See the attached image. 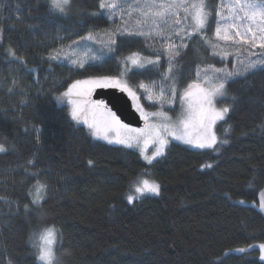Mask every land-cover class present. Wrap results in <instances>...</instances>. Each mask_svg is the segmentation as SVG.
I'll return each instance as SVG.
<instances>
[{
    "label": "trees",
    "instance_id": "1",
    "mask_svg": "<svg viewBox=\"0 0 264 264\" xmlns=\"http://www.w3.org/2000/svg\"><path fill=\"white\" fill-rule=\"evenodd\" d=\"M98 2L73 0L60 16L49 13L48 0H0V143L15 145L0 153V264H37L29 239L37 226L57 230L56 264H220L217 257L222 264H264L257 248L225 255L264 242V213L252 204L264 188V66L227 84L236 101L227 123L217 122L218 138L228 140L219 151L172 141L149 165L135 149L95 140L57 101L74 80L118 72L110 53L85 69L49 58L91 27H111L105 17L89 15ZM214 30L215 23L209 35ZM186 40L189 47L175 60L180 90L196 78L198 65L218 62L198 37ZM145 43L158 48L164 41L137 37L121 51L127 56ZM140 71L134 87L160 81L155 72ZM208 163L213 166L202 167ZM37 169L41 177L32 176ZM145 170L160 193L129 203L132 182ZM36 179L50 185L40 209L28 194Z\"/></svg>",
    "mask_w": 264,
    "mask_h": 264
},
{
    "label": "snow or ice",
    "instance_id": "2",
    "mask_svg": "<svg viewBox=\"0 0 264 264\" xmlns=\"http://www.w3.org/2000/svg\"><path fill=\"white\" fill-rule=\"evenodd\" d=\"M72 3L73 0H48L49 13L66 16L71 11ZM89 15L105 17L113 23L119 17L122 24L111 31L93 26L85 36L68 45L70 51L65 52L62 47L50 55V60L66 58L78 69H85L86 64L88 67L97 66L88 63L89 61L101 60L105 53H110L112 56L109 58L117 61L118 72L116 75H91L86 79L74 80L67 86V90L57 97V101L67 99L73 121L78 125H86L92 137L103 139L109 144L138 148L149 165L157 157L164 155L172 139L214 152L219 151L220 145L228 143L226 139L220 140L215 130L217 122L227 123V117L236 101L227 84L239 75L264 66V0H220L216 5H213L212 0H99L97 11ZM213 23L215 39L209 35ZM137 37L144 38L145 42L161 38L164 43L159 48L145 43L140 50L130 51L125 56L121 49L129 48ZM177 37L179 44L175 43ZM185 37L189 40L198 37L203 45L212 49V56L223 59L235 54L240 67L230 71L217 68L214 64H207L203 68L198 65L196 78L187 82L182 90L178 89L177 85L183 80V74H177L179 69L175 68V60L180 56L179 49L189 47ZM88 41H94L100 46V55H96L92 48H88L83 55H77V49L86 46L85 42ZM220 41L233 48L234 53L222 46ZM145 47L152 49L151 56L142 55ZM253 49L256 51H252ZM118 52L120 55H116ZM245 53L247 59H240ZM9 55L24 63L23 57L16 56L15 50L10 49ZM162 57H167L166 68ZM146 65L150 67L146 68ZM140 70L149 74L155 72L160 76V81H152L150 84L141 81L133 87L134 78L142 74ZM98 88H118L126 92L145 121L144 127H132L124 123L104 100L92 99V93ZM139 90L143 91L138 94ZM142 96L153 101L150 107L158 103L160 110L147 112L140 103ZM177 99L180 101L181 111L173 119L163 108L166 104H174ZM229 100L232 104L226 103ZM150 117L156 122L150 120ZM261 128L264 130V124ZM149 144L153 146L151 155L148 154ZM9 148L14 149L15 145H9ZM9 148L0 143V153ZM93 163L92 160L88 161L89 165ZM27 164L35 167L31 159ZM212 166L208 163L202 167ZM25 171L28 173L30 169L25 167ZM147 174L145 170L142 175ZM42 175L40 169L32 173L33 177ZM253 182L258 184L259 179L253 177ZM132 183L134 194L126 197L129 203L145 193H160L161 185L155 180L138 178ZM49 189L50 185L46 181L36 179L35 185L28 189V194L32 196L31 205L36 209L42 208L40 202L47 199ZM258 206L264 210V192L261 193ZM24 208L25 211L31 210L27 204ZM29 239L37 264H56L60 259L55 247L57 230L54 227L37 226L33 228ZM255 247L249 244L247 247L230 249L225 255L233 251L246 253ZM258 247L260 259L264 260V243H260ZM216 259L222 264L220 257Z\"/></svg>",
    "mask_w": 264,
    "mask_h": 264
},
{
    "label": "rangeland",
    "instance_id": "3",
    "mask_svg": "<svg viewBox=\"0 0 264 264\" xmlns=\"http://www.w3.org/2000/svg\"><path fill=\"white\" fill-rule=\"evenodd\" d=\"M181 15H182V13H181ZM111 23H112L111 27L107 28V30H109V31L114 30L115 27H116L117 25L122 24V21L120 20L119 17H117V18H115V23H113V22H111ZM212 38L215 39L214 34H213ZM186 39H188V38L185 37V42L188 43V41H187ZM175 43H177V44L180 43L179 37H177V38L175 39ZM220 43H221L222 46L227 47L228 50H229L230 52H233V53H234L235 50H234L233 48L228 47L227 45H225V43H224L223 41H220ZM85 45H86V46H82V47H80V48L77 49V55H83V53H84L85 51H87L88 48H92V49H93V52H94L96 55H100V52L98 51V49H99L100 46H99L98 44H96L94 41H88V42H85ZM159 47H160V46H159ZM159 47H158V48H159ZM183 49H184V48L179 49L180 54H181V52H182ZM58 50H60V49H58ZM56 51H57V50H56ZM56 51L50 53V55H51V54H54ZM63 51H65V52L70 51V49L68 48V45L65 46V47H63ZM208 51H209V53H210V56H211V57H214L215 60H217L218 62H216V61H211V62H209V63L202 64V65H200L201 68L205 67L207 64H214L215 67H217V68H226L227 70L235 71L237 68L240 67V65H239L238 62H237V57H236L235 54H233V55H231V56H229V57H227V58H223V59H221V57H219V56H212V49H211V48H208ZM252 51H256V50L253 49ZM91 54H92V53H89V55H91ZM105 54H107V53H105ZM105 54H104V56H105ZM50 55H49V57H50ZM104 56H102V58H103ZM253 58H256V57H253ZM240 59L246 60V59H247V54L245 53V55H244V56H241ZM60 60H64V61L68 62V60H67L66 58H62V59H60ZM55 61H59V60H55ZM98 61H100V60H97V61H89L88 63H90V62H98ZM68 63H69V62H68ZM69 64H70V63H69ZM71 65H72V64H71ZM73 66H74V65H73ZM241 71H242V69H241ZM210 74H211V73H210ZM244 74H246V73H244ZM244 74H242V75H244ZM239 76L241 77V75H239ZM237 77H238V76H237ZM87 78H88V77H87ZM84 79H86V78H84ZM133 87H134V86H133ZM140 91H143V90H140ZM93 93H94V92H93ZM138 94H139V91H138ZM130 98H131V97H130ZM92 99H93V98H92ZM94 100H95V99H94ZM131 100H132V98H131ZM145 100H146L147 104H146V102H144L142 99L140 100V103L144 105L145 110H146L147 112H154V111H158V110H160V106H159L158 103L155 104L154 107H150L149 105H152V104H153V101H148V100L146 99V96H145ZM64 102L68 105L69 110H70L71 106L67 103V99H65ZM132 104H134V101H133V100H132ZM175 104H176V102H175L174 104H172V105H167V104H166V105L164 106V108H163V111H167V112L169 113V115L172 116L173 119H176V114H178V113L181 111V108H180V101H179V103H178L177 106H176ZM134 108H135V107H134ZM135 109H136V108H135ZM136 110H137V109H136ZM150 120H153V122H156V121H155L153 118H151V117H150ZM143 121H144V120H143ZM123 122H124V121H123ZM124 123H126V122H124ZM127 124H128V123H127ZM144 124H145V121H144V123H143L142 126H135V125H131V124H130V125H131L132 127H144ZM84 126H85V125H84ZM93 138H94L95 140H100V141H103V142L108 143L107 141H105V140H103V139H99V138H95V137H93ZM172 141L180 142V144H181V143H184L183 141L175 140V139H172V140L170 141V143H171ZM170 143H169V144H170ZM112 144H113V145H120V144H115V143H112ZM184 144H185V143H184ZM187 145H188V144H187ZM121 146H124V145H121ZM188 146L191 147L192 145H188ZM166 148H167V147H166ZM192 148H195V147L192 146ZM131 149H135V150H137V151L140 153V151H139L138 148H131ZM195 149H197V148H195ZM165 150H166V149H165ZM152 151H153V146H152L151 144H149V146H148V154L151 155V152H152ZM140 155H141V154H140ZM141 156H142V155H141ZM142 159H143V156H142ZM156 159H158V157H157ZM146 162H147V161H146ZM139 178L149 179V180H154V179H151L150 177L145 176V175L140 176ZM156 182H157V181H156ZM262 192H264V188L262 189L261 193H262ZM261 193L259 194V200H258V203H257V202H255V203L252 202V204H253L254 206H256L259 210H261V209L259 208V206H258V205H259V202H260V199H261ZM128 194H134V187H133V184H132V186H131V188H130V191L127 193V195H128ZM145 195H153V196H155V195H158V194H155V193H145L143 196H145ZM141 197H142V196H140L139 198H141ZM139 198H137V199H139ZM135 200H136V199H135ZM261 211L264 213V210H261ZM260 243H264V242H256V243H253V244H251V245H255V246H256L255 248H257V249L259 250L258 245H259ZM246 247H247V246H246ZM259 257H260V253H259Z\"/></svg>",
    "mask_w": 264,
    "mask_h": 264
},
{
    "label": "water",
    "instance_id": "4",
    "mask_svg": "<svg viewBox=\"0 0 264 264\" xmlns=\"http://www.w3.org/2000/svg\"><path fill=\"white\" fill-rule=\"evenodd\" d=\"M92 98L104 100L122 121L135 126L143 125L144 121L140 113L134 108L132 100L126 92H122L118 88H98L94 91Z\"/></svg>",
    "mask_w": 264,
    "mask_h": 264
},
{
    "label": "flooded vegetation",
    "instance_id": "5",
    "mask_svg": "<svg viewBox=\"0 0 264 264\" xmlns=\"http://www.w3.org/2000/svg\"><path fill=\"white\" fill-rule=\"evenodd\" d=\"M92 95H93V93H92Z\"/></svg>",
    "mask_w": 264,
    "mask_h": 264
}]
</instances>
